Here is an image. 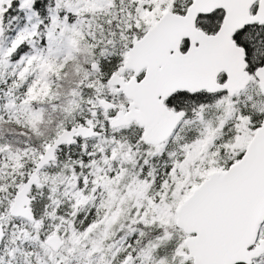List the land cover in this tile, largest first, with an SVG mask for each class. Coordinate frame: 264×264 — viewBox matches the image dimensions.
Returning <instances> with one entry per match:
<instances>
[{
    "label": "snow or ice",
    "instance_id": "1",
    "mask_svg": "<svg viewBox=\"0 0 264 264\" xmlns=\"http://www.w3.org/2000/svg\"><path fill=\"white\" fill-rule=\"evenodd\" d=\"M0 264H264V0H0Z\"/></svg>",
    "mask_w": 264,
    "mask_h": 264
}]
</instances>
